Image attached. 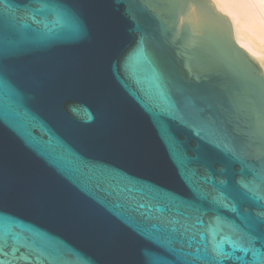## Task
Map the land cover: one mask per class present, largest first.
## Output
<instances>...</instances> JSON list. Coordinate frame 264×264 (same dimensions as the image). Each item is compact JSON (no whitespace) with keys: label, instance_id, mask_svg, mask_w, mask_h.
<instances>
[{"label":"water","instance_id":"95a60500","mask_svg":"<svg viewBox=\"0 0 264 264\" xmlns=\"http://www.w3.org/2000/svg\"><path fill=\"white\" fill-rule=\"evenodd\" d=\"M49 2L78 33L71 19L33 18L41 0L0 2L15 90L0 102L9 264H182L145 218H171L181 202L264 245V200L243 187L264 195V71L230 20L211 0ZM154 73L178 113L161 108ZM192 173L223 181L229 207L194 198Z\"/></svg>","mask_w":264,"mask_h":264},{"label":"snow or ice","instance_id":"6c2138e0","mask_svg":"<svg viewBox=\"0 0 264 264\" xmlns=\"http://www.w3.org/2000/svg\"><path fill=\"white\" fill-rule=\"evenodd\" d=\"M2 2V0H0ZM42 7L35 10L33 18L37 14L54 15L57 23H62L66 19L72 20V31L78 33L79 23L75 18L69 17L59 7H53L49 0H41ZM11 45H5L0 41V102L6 97L15 96V90L9 82L3 77V58ZM153 94L159 99L162 109L171 111L173 114L178 113L176 104L171 100V97L162 89L160 78L157 74H153L150 80ZM192 185L194 198L201 201H209L213 205L220 207H229V202L224 196L223 181H217L214 178L204 175L198 176L192 173L188 177ZM210 187L212 192L205 190V187ZM247 192L252 195L253 199L264 200V195H259L254 187L243 185ZM139 207H144L143 205ZM176 215L171 218H160L146 216V219H157L160 221L157 231L162 233V236H157V242L165 248L170 254L175 256L182 264H196L197 261H204L205 264H230L233 261H239L240 264H264V245L256 246V241L247 233H244L236 225L226 226L221 217L205 221L204 217L207 213L203 212L196 205L189 202H181L174 205ZM181 207L185 210L180 211ZM137 211L138 209H130ZM166 209L159 208L157 211L164 212ZM232 212H237L235 207L231 208ZM144 216V213H141ZM260 225L264 228V220L260 221ZM225 227L229 228V232H225ZM150 235V233H149ZM14 238V234L9 226V218L0 217V264H9L5 259L8 252L7 240ZM179 245V247H177ZM227 246V248H226ZM195 252L185 251L193 249ZM239 253V254H238ZM250 254V259L248 258ZM191 257L192 259H188ZM146 264H169V261L163 257L148 254L146 256Z\"/></svg>","mask_w":264,"mask_h":264},{"label":"bare ground","instance_id":"6f19581e","mask_svg":"<svg viewBox=\"0 0 264 264\" xmlns=\"http://www.w3.org/2000/svg\"><path fill=\"white\" fill-rule=\"evenodd\" d=\"M233 27L236 44L264 71V0H211Z\"/></svg>","mask_w":264,"mask_h":264}]
</instances>
